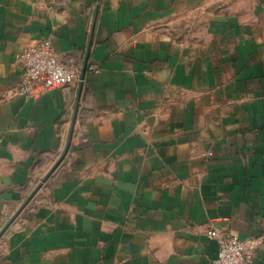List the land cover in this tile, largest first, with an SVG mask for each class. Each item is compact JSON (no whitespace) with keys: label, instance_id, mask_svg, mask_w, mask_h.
<instances>
[{"label":"crops","instance_id":"0c3cea01","mask_svg":"<svg viewBox=\"0 0 264 264\" xmlns=\"http://www.w3.org/2000/svg\"><path fill=\"white\" fill-rule=\"evenodd\" d=\"M43 39L83 77L12 94ZM212 225L264 264V0H0V264H210Z\"/></svg>","mask_w":264,"mask_h":264},{"label":"built area","instance_id":"2783aa9c","mask_svg":"<svg viewBox=\"0 0 264 264\" xmlns=\"http://www.w3.org/2000/svg\"><path fill=\"white\" fill-rule=\"evenodd\" d=\"M16 60L23 68L20 83L12 94L37 98L40 94L53 89H62L80 81V73L63 65L48 39L35 46L19 51ZM89 71H96L94 66ZM207 237L217 245L216 258L210 264H254V256L262 244V238L240 239L226 234L220 226L212 225L206 232Z\"/></svg>","mask_w":264,"mask_h":264},{"label":"water","instance_id":"95a60500","mask_svg":"<svg viewBox=\"0 0 264 264\" xmlns=\"http://www.w3.org/2000/svg\"><path fill=\"white\" fill-rule=\"evenodd\" d=\"M83 74H84V72L82 73L81 78L83 77Z\"/></svg>","mask_w":264,"mask_h":264}]
</instances>
